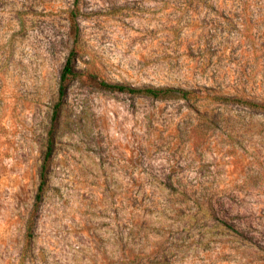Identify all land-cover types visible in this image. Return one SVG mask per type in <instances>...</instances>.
I'll return each mask as SVG.
<instances>
[{
	"label": "rangeland",
	"instance_id": "rangeland-1",
	"mask_svg": "<svg viewBox=\"0 0 264 264\" xmlns=\"http://www.w3.org/2000/svg\"><path fill=\"white\" fill-rule=\"evenodd\" d=\"M75 2L0 0V264H264V113L213 99L264 100V0ZM72 50L79 74L23 262Z\"/></svg>",
	"mask_w": 264,
	"mask_h": 264
},
{
	"label": "trees",
	"instance_id": "trees-1",
	"mask_svg": "<svg viewBox=\"0 0 264 264\" xmlns=\"http://www.w3.org/2000/svg\"><path fill=\"white\" fill-rule=\"evenodd\" d=\"M79 0H76L75 4H78ZM79 12L77 9H74L71 12V34L74 37L75 41L79 39L80 36V27L78 24ZM77 60L78 52L72 50L67 58V61L63 67L60 76V85H59V99L55 104L53 115L51 119V127L47 133L46 140V149L44 153L43 163L40 168L39 178L40 183L38 186V191L35 198V203L33 209L29 215L27 224H26V240L21 253V260L26 262L33 252V240L35 238V228L39 218V213L41 205L44 200V195L49 181V166L54 155L55 151V132L56 125L60 118V110L62 103L67 95L68 87L70 82L77 77L79 74L77 71ZM100 86L102 89L109 92H119V93H128L136 96H144L156 100H164L168 98L178 97L183 100L190 101L192 99L198 100L199 96L196 92L176 89V88H154V87H144V88H135L125 84L119 83H107L101 82ZM215 101L224 105H234L239 104L244 106L247 109H258L264 113V100H260L254 96H250L247 91L242 89H237L235 92H219L214 95L213 98Z\"/></svg>",
	"mask_w": 264,
	"mask_h": 264
}]
</instances>
